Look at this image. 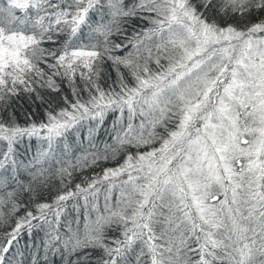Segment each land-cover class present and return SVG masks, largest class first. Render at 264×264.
<instances>
[{"label": "snow or ice", "instance_id": "1", "mask_svg": "<svg viewBox=\"0 0 264 264\" xmlns=\"http://www.w3.org/2000/svg\"><path fill=\"white\" fill-rule=\"evenodd\" d=\"M0 264H264V0H0Z\"/></svg>", "mask_w": 264, "mask_h": 264}]
</instances>
